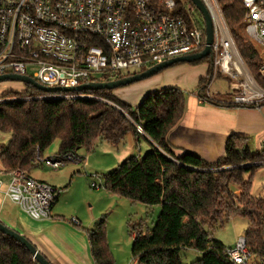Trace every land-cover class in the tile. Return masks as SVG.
Segmentation results:
<instances>
[{"label": "trees", "instance_id": "trees-1", "mask_svg": "<svg viewBox=\"0 0 264 264\" xmlns=\"http://www.w3.org/2000/svg\"><path fill=\"white\" fill-rule=\"evenodd\" d=\"M218 4L243 61L259 80L260 53L244 34L241 0H218ZM208 83L209 77L200 80L197 95L203 97ZM113 91L66 94L81 98L18 100L45 95L25 86L21 94L3 96L0 134H8L9 141L5 147L0 145L1 168L29 175L38 167L34 163L36 156L42 158L55 141L59 143L57 154L76 155L78 150H90L99 141L117 146L126 136L136 142L147 138L153 143L151 150L143 156L125 159L105 175L102 183V188L113 196L148 208L159 207L151 230L144 232L136 224L130 227L133 261L182 264L180 252L193 250L199 259L191 264H232L225 254L229 248L215 241L211 234L230 217L239 216L247 221L245 247L250 255L264 262V200L249 195L253 174L264 167V149L253 151L245 138L230 136L225 141L223 156L215 163L187 152L176 155L167 137L182 119L183 92L159 90L146 95L136 107H130L112 96ZM137 126L142 134L137 132ZM235 189L240 191L237 196ZM102 223L99 221L85 231L90 255L94 264H113ZM0 264L38 263L23 246L0 233Z\"/></svg>", "mask_w": 264, "mask_h": 264}, {"label": "built area", "instance_id": "built-area-1", "mask_svg": "<svg viewBox=\"0 0 264 264\" xmlns=\"http://www.w3.org/2000/svg\"><path fill=\"white\" fill-rule=\"evenodd\" d=\"M199 1L212 24L209 83L224 78L231 105L258 108L264 103V0H241L244 34L260 53L259 80L243 61L218 0ZM195 10L192 4L184 10L173 0H0V77L17 75L46 88H74L96 82L97 75L108 79L136 74L200 53L205 47L204 22L189 18ZM209 83L203 97L197 95L199 103L213 101ZM62 94L18 100L82 97ZM136 130L142 134L139 126ZM78 162L81 159L74 154L36 156L34 161L51 170ZM0 175L6 177L0 179L4 199L31 221L51 219L59 190L24 172L1 171ZM90 187L99 188L93 182ZM70 223L79 225L75 219ZM225 254L232 264H248L251 256L242 237Z\"/></svg>", "mask_w": 264, "mask_h": 264}, {"label": "crops", "instance_id": "crops-1", "mask_svg": "<svg viewBox=\"0 0 264 264\" xmlns=\"http://www.w3.org/2000/svg\"><path fill=\"white\" fill-rule=\"evenodd\" d=\"M171 72L173 75L167 77ZM200 72L181 66L177 70L161 71L158 76L125 86L120 91L114 90V93H120L116 98L124 104L136 107L146 95L159 90L179 89L187 92L185 88L199 87L200 80L207 76V72ZM197 92H190L185 97L182 119L168 134V142L176 155L187 152L207 163H215L223 156L225 141L230 136L245 138L250 148L257 152L264 149V103L258 108L236 107L230 104L229 93L226 97L213 93L214 102L199 103ZM143 140L145 150L149 152L153 143L147 138ZM133 144L141 150L139 142L131 137L128 147L131 148ZM66 165L63 170L38 167L42 169L39 177L29 174L31 178L60 191L51 207V219L31 221L4 199L3 186L0 189V221L24 236L50 264H94L85 231L91 230L101 216L112 212L120 203V198L107 193L102 188V182L101 190L89 191L87 185L93 181L89 183L84 176L74 175L79 172L77 168H67ZM0 179L6 180V177L0 175ZM78 190L80 193H77ZM238 192L235 189L234 194ZM74 193L77 195L74 196ZM6 203L9 211L4 210ZM85 204H89V209L85 208ZM71 219L77 220L79 225L73 226Z\"/></svg>", "mask_w": 264, "mask_h": 264}, {"label": "rangeland", "instance_id": "rangeland-1", "mask_svg": "<svg viewBox=\"0 0 264 264\" xmlns=\"http://www.w3.org/2000/svg\"><path fill=\"white\" fill-rule=\"evenodd\" d=\"M173 1L181 5V7L184 10L188 5H191V2L189 0H173ZM189 18L191 20L192 19L195 20L198 24L202 22V16L197 10L191 13L189 15ZM242 24H243V20H242ZM181 66H185L187 69L195 68L199 72L201 71L200 72L201 74L207 72L206 78L209 77L211 72L210 60L208 58L203 59L197 64H192V63L175 64L162 71L170 70V69L177 70V68ZM147 69L148 68H144L142 71H145ZM32 72L33 71L29 69L27 71V75L31 76ZM134 73L135 72L133 73L126 72V73H122V76L132 75ZM159 74L157 73L154 76H158ZM170 75H173V72L169 73L167 77ZM188 76L189 73H187V77ZM116 77H108V81ZM152 77H150L149 79H151ZM102 78L103 77L101 75H97L94 77V79L97 80L98 79L101 80ZM123 88L125 87L118 88L116 90L120 91ZM197 88L198 87L192 89L185 88L184 90L187 92L184 91L182 92L184 96L187 97V95H190L189 94L190 92L193 93L196 92ZM208 91L210 94L221 93L224 94L223 95L224 97H226V94L229 93L227 81L224 78H216L212 80V82L209 84ZM23 92H25V86L22 83L12 82V81L0 82V102L4 101L2 97L8 93L21 94ZM117 94L120 93H116V92L114 93V91L111 93V95L114 96L115 98ZM91 97L95 98L94 96H90V98ZM14 99L9 98V100H14ZM130 140L131 137L126 136L124 141H122L117 146L110 145L103 141L96 142V144H94L93 148H91L90 150H86L82 148L76 152V156L80 158L82 162L68 163L66 167L71 168L75 166L79 172L75 173L74 175L84 176L85 179L89 181V183L91 180L99 187V189L96 190L91 188L89 184L87 185L89 191L95 192L101 190L100 184L101 182L103 183V178L107 173H110L111 171L116 169L125 159L129 158L131 155L143 156L145 153H147L146 152L147 150H145L146 143L143 139L139 140L141 150H138L135 144H133L132 147L129 148L128 146L130 144ZM8 141H9L8 134H0L1 146L5 147ZM58 148H59L58 141L53 142L48 147V149L43 153L42 159L51 158L57 155ZM252 150L255 151L254 149ZM61 169L63 170L64 167L60 168V170ZM2 171L4 170L2 169ZM57 172H53V173H57ZM41 173H42V169H39L38 167L34 168L31 171V175L33 177H39ZM70 193L71 191L68 194ZM77 193H80V191L78 190ZM73 195L76 196L77 194L74 193ZM234 195L237 196L238 194H234ZM249 195L253 198H260L264 200V167L257 169L253 174L251 178V184L249 186ZM119 200L120 203L113 208V211L101 216L99 221H103L102 224L106 231V237H105L106 246L108 248V251L112 255L113 264H136L131 257L132 231L130 227L131 225L136 224L139 225V228H141L144 232H146L147 230H151L154 226L155 219L157 218V215L159 213V207L156 206V207L148 208L139 203H130L126 199L120 198ZM88 205L89 204H85L86 209H89ZM8 207L9 206L6 203L4 210L9 211ZM246 228H247V221L244 218L239 216H232L230 217L228 222L224 224L221 228L215 229L212 232L211 236L215 241L222 243L225 247H230L232 245L234 246V243L238 238L240 237L244 238L243 236ZM198 259H199V254L193 250H182L180 252V260L182 264H191L197 261ZM248 264H264V262L260 261V259L255 258L251 255Z\"/></svg>", "mask_w": 264, "mask_h": 264}, {"label": "water", "instance_id": "water-1", "mask_svg": "<svg viewBox=\"0 0 264 264\" xmlns=\"http://www.w3.org/2000/svg\"><path fill=\"white\" fill-rule=\"evenodd\" d=\"M192 4V6L200 13L202 16L203 22H204V33H205V47L204 49L197 54L190 55V56H184L175 58L172 60H169L167 62H163L161 64H158L156 66H153L151 68H148L145 71L125 76L123 78H119L117 80L109 81V82H88L86 84L79 85L74 88H46L43 87L36 82H34L31 78L28 77H22L17 75H5L0 77V82L5 81H12V82H19L22 83L24 86H29L37 91H40L44 94H57V93H80V92H95V91H113L118 88H122L131 84H134L136 82L142 81L144 79H148L155 74L159 73L160 71L167 69L175 64L180 63H194L202 61L203 59L208 58L210 61L212 59L211 56V49L210 45L212 44L213 34H212V24L210 17L205 10L204 6L199 0H189ZM0 233L11 238L19 245L23 246L28 253L32 256L34 261H36L38 264H50L39 252L38 250L33 246L32 243H30L24 236L19 234L18 232H15L14 230L10 229L6 225H4L0 221Z\"/></svg>", "mask_w": 264, "mask_h": 264}]
</instances>
